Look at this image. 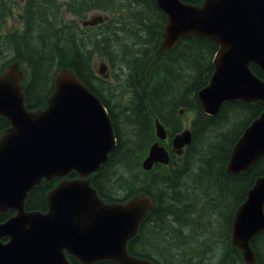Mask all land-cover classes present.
<instances>
[{
    "label": "trees",
    "instance_id": "16d2710c",
    "mask_svg": "<svg viewBox=\"0 0 264 264\" xmlns=\"http://www.w3.org/2000/svg\"><path fill=\"white\" fill-rule=\"evenodd\" d=\"M182 1L201 4L203 0ZM14 3L0 0V73L8 64L19 63L25 106L36 110L47 106L55 73L62 68L73 70L106 106L116 138L107 161L91 176V184L107 202H125L136 193H146L154 201V208L128 241V251L155 264H244L240 250L230 241L232 218L255 179L264 174V156L248 172L229 173L226 165L244 129L264 111V102L226 101L214 116L202 110L197 92L213 73L216 43L190 34L171 50L157 53L166 14L156 0H24L19 14L22 27L4 31ZM92 10L118 12V17L108 20L113 37L105 35L97 16L85 26L96 28L87 39V31L75 19L85 18ZM65 14L73 19L65 21ZM7 51L13 53L8 60ZM95 55L112 67V82L95 71ZM250 68L264 80L256 64ZM189 113L192 140L184 153L172 156L169 164L143 170L141 160L157 141L154 120L173 136ZM8 126V120L0 116V135ZM168 141L161 143L169 147ZM76 175L72 171L68 177ZM59 181L43 180L31 188L25 209L46 211V194ZM232 199L237 201L223 225L220 211ZM13 213H0V222ZM250 245L255 264H264V230Z\"/></svg>",
    "mask_w": 264,
    "mask_h": 264
},
{
    "label": "water",
    "instance_id": "95a60500",
    "mask_svg": "<svg viewBox=\"0 0 264 264\" xmlns=\"http://www.w3.org/2000/svg\"><path fill=\"white\" fill-rule=\"evenodd\" d=\"M156 2L167 17L157 53L171 50L190 34L218 46L213 73L197 92L206 114L216 115L226 101L264 102V80L250 68L254 63L264 73V0ZM22 80L17 62L0 74V116L9 122L0 136V213L14 211L0 222V264H72L66 254L80 264H154L127 250L154 208L152 197L136 193L125 202H105L91 185L90 175L116 145L106 106L73 70L62 68L55 73L47 106L28 110ZM155 135L158 141L141 161L145 171L170 162V152L159 143L166 139V130L157 118ZM191 140L190 129L184 128L171 138V152L182 155ZM262 156L264 111L231 149L226 170L248 172ZM72 171L77 176L67 178ZM55 177L63 179L47 192V210H26L29 190ZM263 230L264 174L255 179L232 218L230 241L244 264L256 263L250 243Z\"/></svg>",
    "mask_w": 264,
    "mask_h": 264
},
{
    "label": "rangeland",
    "instance_id": "374dc122",
    "mask_svg": "<svg viewBox=\"0 0 264 264\" xmlns=\"http://www.w3.org/2000/svg\"><path fill=\"white\" fill-rule=\"evenodd\" d=\"M23 1L24 0H15L14 7L12 8V13L8 17H6L4 25L2 26L4 31H6V30L13 31L16 28H18V30H20V28L22 27V22L20 20L19 14H20V10H21ZM115 15H116V17H118L119 16L118 12H116L114 14H107L106 11L92 10V11L88 12V14H86L85 18H83V19L76 18L75 20L78 22L79 26L81 28H83L84 31H87L86 35H88V34L92 35L96 31V28L95 29L89 28V27L86 28L85 27L86 25H83V23H84V21H88V20L93 19L97 16H100L101 20H102L103 29L106 30L103 32L105 33V35L112 36L113 29H110L112 25L108 23V20L114 18ZM64 16H65V18H64L65 21H70L73 19V16H70L69 14H65ZM118 34H121V33H118V32L114 33V35H118ZM89 35L87 36V39L89 37H91ZM121 40H124V39L121 38ZM12 55H13V53L11 51L5 52L6 60L11 58ZM92 63H93V67H94L95 71H97V73L101 77L105 78L106 80H108L110 82L113 81L112 80V73H113L112 67L109 65L108 61L104 57L95 55ZM17 64L19 65V63H17ZM124 69H125V66H124L123 70ZM99 71H102V72L99 73ZM114 89L116 92H119L118 87L115 86ZM125 99H126V97H125ZM191 114L189 113L188 115H186L182 118V122H183L182 128L189 126L190 119L192 117ZM119 194H121V193L119 192ZM236 201H237L236 199L230 200L228 206L224 209H221L220 212L222 213V217H221V213H220V220L223 223V225H225V223L227 222L229 215H230V212L232 210V207ZM214 207L215 206L213 205L212 208H214ZM199 240L200 239H198V241ZM157 255H159V254H157Z\"/></svg>",
    "mask_w": 264,
    "mask_h": 264
},
{
    "label": "flooded vegetation",
    "instance_id": "af4514ba",
    "mask_svg": "<svg viewBox=\"0 0 264 264\" xmlns=\"http://www.w3.org/2000/svg\"><path fill=\"white\" fill-rule=\"evenodd\" d=\"M99 20H101V18H99ZM84 23H85V21H84ZM167 149H168V151H170V145H169V147H167ZM3 241H6V238H3Z\"/></svg>",
    "mask_w": 264,
    "mask_h": 264
}]
</instances>
